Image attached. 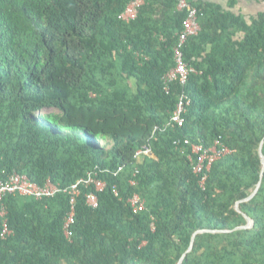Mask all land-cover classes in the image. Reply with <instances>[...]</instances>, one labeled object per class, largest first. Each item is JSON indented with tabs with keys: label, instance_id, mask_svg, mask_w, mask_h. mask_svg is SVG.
Segmentation results:
<instances>
[{
	"label": "trees",
	"instance_id": "16d2710c",
	"mask_svg": "<svg viewBox=\"0 0 264 264\" xmlns=\"http://www.w3.org/2000/svg\"><path fill=\"white\" fill-rule=\"evenodd\" d=\"M222 1L189 0L202 31L181 48L183 83L168 79L178 0H145L131 22V0H0V172L68 189L98 170L108 185L96 209L82 189L71 239L68 192L7 196L0 264H179L202 230L182 264H264V177L242 202L264 169V0ZM217 140L232 154L204 189L188 156Z\"/></svg>",
	"mask_w": 264,
	"mask_h": 264
},
{
	"label": "built area",
	"instance_id": "2783aa9c",
	"mask_svg": "<svg viewBox=\"0 0 264 264\" xmlns=\"http://www.w3.org/2000/svg\"><path fill=\"white\" fill-rule=\"evenodd\" d=\"M144 2L145 0H131V3L128 5L120 18L127 22L135 20L139 14V9ZM185 10H187L189 14L185 21L184 29L179 34V47L175 50L177 66L168 76L170 81L177 79L179 76L183 83H186L188 70L186 64L183 62V53L181 48L191 37L198 36L202 31L199 23V11L189 4V0H178V11ZM184 106L185 104L182 101L173 116V121L179 126H183L184 124V120L181 117L184 112ZM151 151L152 150L148 147L142 148L136 153V158L139 159L142 155L149 156ZM231 154L232 151L223 146L219 140H217L214 146L209 149H206L203 146L193 147V152L188 156V160L194 168L195 174L201 177L200 185L204 189L209 176L208 172L211 171L214 163ZM121 171L122 168H119L114 175L118 176ZM105 172L106 171L99 172L98 170H94L88 173L86 177L76 181L68 189H64L50 180L44 186H41L36 182H33L27 175H22L18 172L11 174L6 173V171L0 172V217L3 220L1 239L7 240L14 234L8 219L9 212L4 205V200L7 196H20L43 200L45 198H53L61 192H68L70 194V210L65 220L64 233L67 239H71V227L75 222L77 203L78 199L82 195V189H92L87 195V204L92 208H98L100 203L99 194L104 192L108 187L107 182L100 177V175ZM132 184H135V182L132 181ZM129 203L135 213L146 210L145 201L139 195L132 197L129 200ZM153 230H155L154 225Z\"/></svg>",
	"mask_w": 264,
	"mask_h": 264
},
{
	"label": "water",
	"instance_id": "95a60500",
	"mask_svg": "<svg viewBox=\"0 0 264 264\" xmlns=\"http://www.w3.org/2000/svg\"><path fill=\"white\" fill-rule=\"evenodd\" d=\"M263 146H264V141L262 142V144H261V146H260V150H259L260 157H261V160H262V163H263V166H264V153H263ZM263 177H264V169H263V173H262V176H261V181L259 182V184H258V186H257V189L255 190V192H254L250 197L246 198V199L243 200L242 202L250 201V200H252V199L257 195V193H258V191H259V189H260V187H261V185H262V179H263ZM239 204H240V202L237 203V209H238V211H239V208H238V207H239ZM245 217H246V219H247L248 225H247V226H244V227H241V228H251V227H253V221H252V219H251L250 217L246 216V215H245ZM204 232H209V231H208V230H202V231H200V232H198V233H204ZM198 233H196V234L193 236V238H192V242H191V246H190L189 250L187 251V253L184 254V256H183L182 259L180 260L179 264H182V262H183L184 258L186 257V255H187L189 252H191V251L193 250V248H194V243H195V239H196V235H197Z\"/></svg>",
	"mask_w": 264,
	"mask_h": 264
},
{
	"label": "crops",
	"instance_id": "0c3cea01",
	"mask_svg": "<svg viewBox=\"0 0 264 264\" xmlns=\"http://www.w3.org/2000/svg\"><path fill=\"white\" fill-rule=\"evenodd\" d=\"M204 1H209V2H214V3H221L223 6H225L226 8H228V6L226 5V3L224 1H222V0H204ZM228 9H230V8H228Z\"/></svg>",
	"mask_w": 264,
	"mask_h": 264
},
{
	"label": "rangeland",
	"instance_id": "374dc122",
	"mask_svg": "<svg viewBox=\"0 0 264 264\" xmlns=\"http://www.w3.org/2000/svg\"><path fill=\"white\" fill-rule=\"evenodd\" d=\"M257 8H259L261 11H263L264 10V4L258 6Z\"/></svg>",
	"mask_w": 264,
	"mask_h": 264
}]
</instances>
